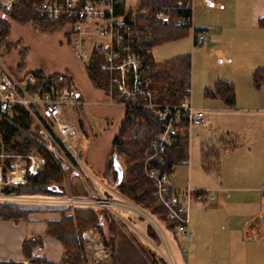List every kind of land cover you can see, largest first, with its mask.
<instances>
[{"label":"rangeland","instance_id":"rangeland-1","mask_svg":"<svg viewBox=\"0 0 264 264\" xmlns=\"http://www.w3.org/2000/svg\"><path fill=\"white\" fill-rule=\"evenodd\" d=\"M3 1L0 0V3ZM209 3H213L214 6H210ZM127 4L132 10V15H135L138 12L139 0H127ZM218 6L219 0H196L193 10L196 27L208 29L203 25L208 23V19L215 17ZM0 21L8 27V35L4 38L5 28L0 24V55L10 70L15 72L19 70L20 51L24 50L25 62L21 73L42 70L46 74H66L74 84L77 92L81 95L82 102L77 107L74 116V121L79 126L82 146L81 160L89 171L107 185L109 175L112 176L110 170L113 158L112 143L123 123L125 108L116 102H111L105 90L99 89L91 83L86 72L87 63L77 55L67 41L69 28L66 25L43 31L31 21L24 23L17 21L11 13L0 14ZM209 41L210 38L203 45H194L192 33H190L178 40L160 43L153 48V58L158 63L180 56L190 58L193 106L204 108L207 112L209 110L207 114L209 121L203 126V136L196 135L198 127L192 130L188 161L174 167L170 174L174 178L172 183L183 193H186L189 184L200 190L206 189L197 188V185L207 186L208 190H213L215 185L218 187V191H215L217 199L213 201L193 199L191 204L188 228L191 231L190 222L195 216L203 229L200 237L197 239L192 237L191 240H188L182 235L174 237L169 232L167 236L176 264H264V194L246 192L238 199L230 198L229 200L228 198V195L233 194L232 188L228 187V180L229 176L236 172V169L233 168L234 165H239L238 167H241L243 172H247L250 170L248 168L252 166L250 161L255 157L236 155L233 158L231 153L228 155L230 148H225L230 142V144L234 143L240 149L239 152L244 154H248L252 145L256 146L257 151H253L255 154L264 152V79L259 87L255 85L254 75L257 69L250 75L248 71L251 69L249 65H252V62L249 61L240 62L246 63L248 68L232 70L227 62H222L223 54H218L220 49L209 46ZM232 72L240 76L241 83H244V79L249 80L251 88L257 92L256 97L252 100H244V105L240 106L236 95L234 108L227 107L222 100H218L219 103H211L217 99L207 96V89L214 86L216 77L223 74V77L230 78L233 77ZM38 129L39 126L31 125V132L37 141L60 166L64 176L61 189L72 194V188H75L82 197L88 195L90 185L81 175L75 174L78 166L72 162L67 151L64 160L58 159L42 143ZM211 149L219 153L217 161L214 157H210L209 166L211 169L206 170L202 154ZM243 167L245 169H242ZM261 184L263 185L264 181ZM242 185L247 187L252 184L244 182ZM219 189L222 190L219 191ZM224 189H227L225 190L227 192L223 191ZM19 195L28 201H38L34 198H41L43 202L48 201L44 200L46 198L62 199L61 197H63H53L47 194ZM18 206L40 210L54 208L49 204ZM129 213L135 219L134 223L132 220L130 221L133 228L125 225L120 219L116 220L111 217L117 222L118 238L122 235L130 238L139 252H142L143 245L141 237L138 235L141 236L148 223L131 212L124 213L125 218ZM111 236L106 221H103L102 229L91 226L83 232L89 264H112L110 248L104 241L105 238ZM145 240L149 242V240ZM100 242L103 243L108 257L98 263L95 253L89 245ZM160 242L161 244L157 248L158 255L167 264H172L166 243Z\"/></svg>","mask_w":264,"mask_h":264},{"label":"built area","instance_id":"built-area-1","mask_svg":"<svg viewBox=\"0 0 264 264\" xmlns=\"http://www.w3.org/2000/svg\"><path fill=\"white\" fill-rule=\"evenodd\" d=\"M16 1L4 0L0 3V14H10ZM195 4L196 0H178L174 8L164 6L156 11L155 17L165 24L189 26L193 44L203 45L208 34L198 32L194 25ZM34 8L49 20L64 22L71 31L70 45L87 64L95 56L103 59L99 68L108 74L107 95L111 102L122 105L128 112L147 108L161 122L162 131L152 142V152L144 161V172L152 182L155 203L163 206L168 219L176 223V233L191 240L192 232L188 228L190 205L193 199L207 200L210 192L195 189L189 184L186 201L181 204L169 184L171 173L161 168L165 161L164 154L168 147L177 143L180 129L185 126L188 130L190 145L192 130L204 125L207 120V110L193 106L191 86L186 88L187 95L178 105H165L155 100L150 77L153 34L148 26L132 18L127 0H40L34 4ZM80 104L81 96L72 82L52 78L46 85L38 86V77L34 73L10 70L0 55V116L16 106L23 108L31 118L32 125L39 126L38 133L45 147L61 161L65 159L67 151L72 162L78 166L75 174L83 177L90 185L91 192L89 197L46 198V202L41 198L28 201L18 194L5 193L7 187L26 184L29 177L41 173L47 159L38 151L0 154V205L93 207L104 209L130 228L133 225L124 213H134L147 221L161 241L166 243L170 261L176 264L164 224L148 211L109 190L82 162L79 126L74 121L75 111ZM89 247L95 253L96 262L100 263L108 257L102 242L90 244ZM37 248L41 250L42 247L39 245Z\"/></svg>","mask_w":264,"mask_h":264},{"label":"trees","instance_id":"trees-1","mask_svg":"<svg viewBox=\"0 0 264 264\" xmlns=\"http://www.w3.org/2000/svg\"><path fill=\"white\" fill-rule=\"evenodd\" d=\"M40 0H17L11 15L20 22L31 21L43 31L52 30L64 26L62 21L47 19L35 10L34 4ZM178 0H139L138 12L132 18L144 26H148L153 34L151 46L154 48L160 43L175 41L191 33L190 27H178L174 24H165L155 17L156 11L164 6L175 7ZM5 28L4 38L8 35L7 25L0 21ZM205 31L198 29V32ZM67 41L71 44V31L67 33ZM1 47V45H0ZM20 63L17 73H21L24 66L25 51H20ZM101 57L95 56L86 65V72L91 83L107 92L108 74L101 71ZM152 69L150 77L155 100L165 105H178L187 95L186 88L190 85L191 61L187 56H180L163 63H158L151 57ZM28 73V72H27ZM38 77V86L46 85L52 78H63L71 82L66 74L49 73L42 70L34 72ZM255 85L259 87L264 79V70L259 69L254 75ZM206 95L212 99L222 100L229 108L236 105V91L232 83L226 80H218L212 88H208ZM79 113V112H78ZM32 121L26 111L16 106L0 116V154H28L34 149L47 159L44 170L38 175L28 178L26 184L18 187H7L5 193L14 194H47L48 196H66L61 189L64 176L60 166L53 160L47 151L37 141L31 132ZM162 124L147 108H139L132 112L125 111L123 123L119 133L112 143L113 153H117L124 169V177L120 185H116L117 174L113 170L111 159L109 175V188L123 196L125 199L156 216L165 226V229L176 237V223L169 220L167 211L161 205H157L152 196V182L144 172V161L152 152L151 145L157 135L162 131ZM188 130L183 126L178 134L177 143L167 148L164 154L163 170L170 173L178 164L184 163L189 158ZM217 151L211 149L204 154V167L210 170L209 159L214 157L217 161ZM5 161V160H4ZM217 163V162H216ZM74 197H82L72 188ZM88 196V195H86ZM63 207L53 210H40L35 208H22L12 205H0V220L15 222L32 221V215L41 212H52L57 217L47 221L46 235L58 239L64 249L62 260L59 264H89V256L85 251L83 232L91 226L102 229L103 221L109 225L110 238H105L106 246L111 251L112 264H167L158 255L157 248L161 240L157 233L147 225L141 233L142 252L135 247L132 240L126 236H120L117 231V222L104 210L93 207ZM72 211V212H71ZM126 218L134 223L132 214H126ZM43 237L26 239L23 244L24 257L30 264H53L46 262L42 257L34 255V248L42 244ZM145 245V246H144ZM20 264V263H11Z\"/></svg>","mask_w":264,"mask_h":264},{"label":"crops","instance_id":"crops-1","mask_svg":"<svg viewBox=\"0 0 264 264\" xmlns=\"http://www.w3.org/2000/svg\"><path fill=\"white\" fill-rule=\"evenodd\" d=\"M209 5L214 6L213 3H209ZM217 9L218 11L215 12V17L208 19V23L203 25L204 28L208 29H200L205 30V32L209 35L208 39L210 38V41L208 45L214 49H220V53H218V50L217 53L223 54L222 62H227L232 70L236 71L237 69L240 70L247 67L246 63H240L246 61L252 62V65H249L251 69L248 71L250 75L256 69H264V0H219V6ZM193 21L195 25L194 16ZM196 28L199 29L198 27ZM239 77L240 76L236 75V73H233V77L230 78H225L223 77V74H221L216 77L214 83L218 80H226L232 83L236 88L237 102L241 106L244 105V100L254 99L257 92L251 88L248 79H244V83H241V78ZM211 103L219 102L218 100H215ZM208 121L209 120L207 119L204 125L198 127L196 135L203 136V126H205ZM209 125L211 127L210 123ZM225 148H230L228 155L231 153L233 158H235L236 155H244L247 157L250 155L255 157L254 160L250 161L252 166L248 168L250 170L247 172H243L241 167H238L239 165H234L233 168L236 169V172L229 176L228 180V187L232 188L233 192V194L228 195L229 200L230 198L238 199L246 192H260L264 194V184L260 185V183L264 181V152L262 154H255L253 151H257V149L256 146L252 145L248 154H244L239 152L240 149H238L234 143L230 144V142ZM204 154L205 152L202 154V160H204ZM242 169L245 168L243 167ZM173 179L174 178L170 176L169 184L172 188L173 195L179 203H185V193H183L178 187H174V184L172 183ZM98 180L109 190L115 192L113 189L104 184L103 181L100 179ZM244 182L251 183L252 185L247 187L243 185L241 186ZM197 186V188H204L206 190L209 188L204 185ZM213 187V190H208L211 196L206 201H213L217 199L215 191H218V187L216 185ZM220 190L222 189H219V191ZM225 190L227 189H224L223 191ZM66 193V196L74 197L71 193H68L67 191ZM90 195L91 192L89 190L88 197ZM60 208L63 207L55 206L54 208H51V210ZM56 217L57 214L55 213L41 212L32 215L31 222L0 220V264H30V262L24 257L23 244L26 239L34 237H43L42 244H40L42 248L41 250H38L37 247L39 245H37L34 248V255L42 257L46 262L59 264L64 253L63 246L58 239L46 235L47 221ZM200 225V221L195 219L194 216V219H191L190 222V229L193 232V238L197 239L200 237V234L203 231Z\"/></svg>","mask_w":264,"mask_h":264},{"label":"water","instance_id":"water-1","mask_svg":"<svg viewBox=\"0 0 264 264\" xmlns=\"http://www.w3.org/2000/svg\"><path fill=\"white\" fill-rule=\"evenodd\" d=\"M112 165H113V170L117 174L116 185H120L122 180H123V177H124V169H123V165H122L117 153H113Z\"/></svg>","mask_w":264,"mask_h":264}]
</instances>
